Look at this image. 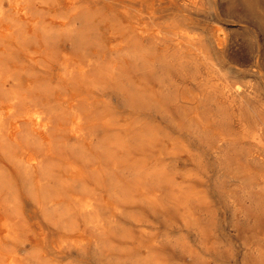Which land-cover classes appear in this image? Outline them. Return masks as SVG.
<instances>
[{
  "label": "bare ground",
  "instance_id": "6f19581e",
  "mask_svg": "<svg viewBox=\"0 0 264 264\" xmlns=\"http://www.w3.org/2000/svg\"><path fill=\"white\" fill-rule=\"evenodd\" d=\"M233 20L264 44V0H0V264H170L144 217L165 201L195 230L194 168L264 215Z\"/></svg>",
  "mask_w": 264,
  "mask_h": 264
},
{
  "label": "rangeland",
  "instance_id": "374dc122",
  "mask_svg": "<svg viewBox=\"0 0 264 264\" xmlns=\"http://www.w3.org/2000/svg\"><path fill=\"white\" fill-rule=\"evenodd\" d=\"M222 10L221 6L211 3L206 12L220 13ZM207 18L201 16L195 19L201 24H206ZM225 25L232 31L234 37L235 51L232 57L237 68L234 76L237 80L256 85L258 95L264 99L262 37L258 31L256 33L255 29L247 27L241 20L225 22ZM185 163L180 160L177 163L174 172L176 177H182L183 166L191 164ZM194 169L197 176L191 180L189 191L199 197L198 202H191L194 216L198 221L195 230H192L194 227L186 228L176 207L171 208L165 201L160 203L156 211H149L144 217L148 236L156 239L159 244L158 252L170 264H264V215H258L250 202L243 200L239 183H215L214 169L207 172L200 168ZM254 191L257 190L253 188L252 192ZM233 193L241 194L239 199L231 198L230 194ZM188 229L189 234L185 231ZM177 243L181 245L177 247Z\"/></svg>",
  "mask_w": 264,
  "mask_h": 264
}]
</instances>
